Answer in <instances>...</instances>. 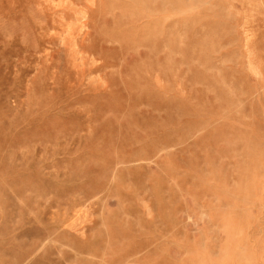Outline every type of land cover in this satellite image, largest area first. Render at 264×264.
<instances>
[{
  "label": "rangeland",
  "instance_id": "obj_1",
  "mask_svg": "<svg viewBox=\"0 0 264 264\" xmlns=\"http://www.w3.org/2000/svg\"><path fill=\"white\" fill-rule=\"evenodd\" d=\"M0 264H264V0H0Z\"/></svg>",
  "mask_w": 264,
  "mask_h": 264
}]
</instances>
